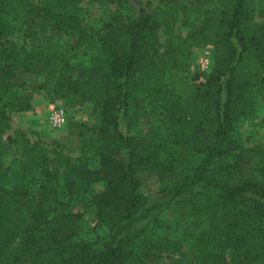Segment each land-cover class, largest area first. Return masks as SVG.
Here are the masks:
<instances>
[{
	"label": "trees",
	"instance_id": "1",
	"mask_svg": "<svg viewBox=\"0 0 264 264\" xmlns=\"http://www.w3.org/2000/svg\"><path fill=\"white\" fill-rule=\"evenodd\" d=\"M96 1L42 0L16 44L6 29L29 0H0V263L164 264L155 253L163 233L189 220L184 242H169L178 264H264V145L246 148L229 134L264 101V5L254 14L252 0H220L200 7L195 22L184 17L188 0H169L149 12L129 6L88 30L82 17ZM180 11L184 37L170 26ZM160 29L162 49L150 39ZM207 45L212 69L192 71V49ZM80 47L91 55L83 59ZM37 95L88 105L93 123L69 121L78 154L52 158L26 135L34 131L15 128L22 153L6 167L10 113L31 110ZM159 97L161 107L151 104ZM34 174L40 181L29 182ZM142 174L163 186L150 191ZM85 196L105 228L98 243L77 236L80 214L68 210V199ZM229 247L240 256L219 251Z\"/></svg>",
	"mask_w": 264,
	"mask_h": 264
},
{
	"label": "rangeland",
	"instance_id": "2",
	"mask_svg": "<svg viewBox=\"0 0 264 264\" xmlns=\"http://www.w3.org/2000/svg\"><path fill=\"white\" fill-rule=\"evenodd\" d=\"M41 1L42 0H29L26 10L18 15L17 19L13 21V26L11 28L6 29V39H9L16 44H22L25 42L28 33V26L26 23H24V21L25 19H28L30 23H33L38 20V18L34 16L35 14L32 9L40 5ZM167 1L169 0H97L96 2L87 4V8L84 11L82 17V22L86 28L90 30L93 27H101L102 23L106 21H112V19L118 13L126 12L129 6H133L136 10L143 9L149 12L153 9L161 8ZM219 3L220 0H211L208 2H203L202 0H188L181 2V4H184L187 7L184 11V17H189V19L193 21H195L196 17H198L200 7L213 8L218 6ZM260 4L264 5V0H252L251 6L255 9L254 14L257 13V8L259 6L261 7ZM195 6H198V8ZM182 19V12L180 11L170 24L174 35L179 37H184L188 31V28L183 25ZM150 39L156 42V45L159 49H162L165 45L166 36L160 29L158 33ZM60 40L64 45H76L77 43L76 36L61 35ZM78 52L81 53L82 58L85 59L87 56L91 55L92 50L80 47ZM199 53H201L200 50H196V48L192 49L191 70L194 72L197 71L196 56L199 55ZM143 75L144 74H140L141 77ZM161 103L160 97L151 102V104L156 107H161ZM85 108L87 109L88 114L92 116L91 107L86 105ZM195 120L196 118L192 116V119H190L188 124L194 125ZM46 121L50 129L60 130L64 128L65 131L60 137L52 139L42 138L35 132L34 134L27 132L26 135L30 137L31 142H34L37 139L41 140V145L47 149L48 156L51 158L53 157L54 151L57 150L72 156L78 154L77 143L79 142V139L76 133L73 132L75 131L74 129L71 130L68 128V131L65 129V126L68 122L66 121V123L61 127L53 128L48 123L47 114ZM12 132L13 129L9 126V128L3 131L1 136V142L3 146V161L6 167H8L14 159L19 158L20 154L22 153L18 144L19 142L14 138ZM229 134L230 136L237 138L246 148L264 145V101L259 100L256 103L254 117L251 120H234ZM31 181H33V183L40 181V177L37 174H34L29 182ZM141 183L143 187L149 189L152 192H157L163 186V183H161L158 177H156L154 174H142ZM102 189L103 186L100 182L95 184V192H100ZM197 202L200 204L202 199L198 198ZM67 203L69 211L80 214L77 226V236L89 238L94 241V243L101 241L103 234L105 233V228L95 225V204L93 200L86 196L75 197L68 199ZM162 219L164 220V216H162ZM191 229H193V226L190 224V221L185 220L178 225L171 226L165 230L163 233V238L166 239L164 243L167 244L164 250L155 251V253L158 255L157 261L164 264H178V262L175 261L180 258V254L174 250L176 246L172 243L169 244V242H182L186 233ZM195 230L198 231L197 229ZM219 251L229 260L238 257V255L240 256V254L237 255V252H235L231 247L221 248Z\"/></svg>",
	"mask_w": 264,
	"mask_h": 264
},
{
	"label": "crops",
	"instance_id": "3",
	"mask_svg": "<svg viewBox=\"0 0 264 264\" xmlns=\"http://www.w3.org/2000/svg\"><path fill=\"white\" fill-rule=\"evenodd\" d=\"M200 49L201 48H196V50ZM55 103L65 106V101L63 99L57 100ZM50 104L51 103L43 98V96L37 95L32 100L31 110L10 113V127L13 130L20 127L26 131H34L40 137L45 139L60 137L65 131L64 128L60 130H52L49 128L46 121V114L48 113ZM66 109L67 122L74 120L85 124L93 123V117L88 114L85 106L72 109L66 107ZM65 129L68 131V123L65 126Z\"/></svg>",
	"mask_w": 264,
	"mask_h": 264
},
{
	"label": "built area",
	"instance_id": "4",
	"mask_svg": "<svg viewBox=\"0 0 264 264\" xmlns=\"http://www.w3.org/2000/svg\"><path fill=\"white\" fill-rule=\"evenodd\" d=\"M196 56V70L200 73H208L213 67V48L207 45L200 49ZM47 120L51 127L58 128L67 121V109L63 105L51 103L47 113ZM1 264V263H0Z\"/></svg>",
	"mask_w": 264,
	"mask_h": 264
}]
</instances>
